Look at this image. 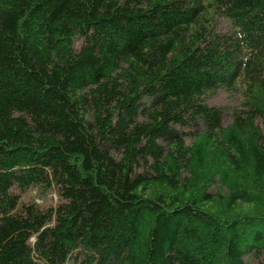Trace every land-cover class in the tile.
Returning <instances> with one entry per match:
<instances>
[{"label":"trees","instance_id":"obj_1","mask_svg":"<svg viewBox=\"0 0 264 264\" xmlns=\"http://www.w3.org/2000/svg\"><path fill=\"white\" fill-rule=\"evenodd\" d=\"M0 264H264V0H0Z\"/></svg>","mask_w":264,"mask_h":264},{"label":"rangeland","instance_id":"obj_2","mask_svg":"<svg viewBox=\"0 0 264 264\" xmlns=\"http://www.w3.org/2000/svg\"><path fill=\"white\" fill-rule=\"evenodd\" d=\"M211 104L212 105H219L223 108V111L224 112H227L228 111V108H227V99L224 95V92L223 91H220L218 92L212 99H211ZM224 121H226V119H224ZM33 195V194H31ZM31 195H26V196H31ZM36 194L33 195V197L35 198ZM40 197H45L46 198V201L44 202V204H49V203H55L56 199L53 195H51V193H42L40 194Z\"/></svg>","mask_w":264,"mask_h":264}]
</instances>
